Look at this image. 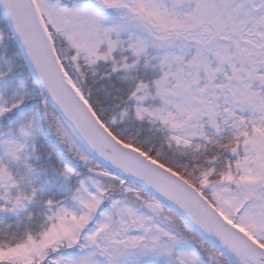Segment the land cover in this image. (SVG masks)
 <instances>
[{"label":"snow or ice","instance_id":"obj_1","mask_svg":"<svg viewBox=\"0 0 264 264\" xmlns=\"http://www.w3.org/2000/svg\"><path fill=\"white\" fill-rule=\"evenodd\" d=\"M0 264H264V0H0Z\"/></svg>","mask_w":264,"mask_h":264}]
</instances>
